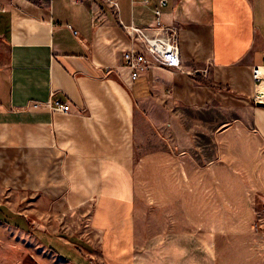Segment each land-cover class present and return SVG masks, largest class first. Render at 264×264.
Instances as JSON below:
<instances>
[{"label":"crops","instance_id":"0c3cea01","mask_svg":"<svg viewBox=\"0 0 264 264\" xmlns=\"http://www.w3.org/2000/svg\"><path fill=\"white\" fill-rule=\"evenodd\" d=\"M160 1L117 0V12L104 0H0V264H99L60 223L92 202L105 255L136 264V154L169 166L191 146L214 155L198 167L176 159L179 180L154 170V264H264V106L252 74L264 65V0H167L182 67L128 81L133 43L120 21L153 24ZM56 100L71 111L45 104ZM180 107L234 115L193 122L211 129L196 143ZM163 126L180 127L181 152L154 142Z\"/></svg>","mask_w":264,"mask_h":264},{"label":"rangeland","instance_id":"374dc122","mask_svg":"<svg viewBox=\"0 0 264 264\" xmlns=\"http://www.w3.org/2000/svg\"><path fill=\"white\" fill-rule=\"evenodd\" d=\"M175 118L180 120V126L182 125L181 121H185V124L188 125L185 129L187 131L193 132L194 139L191 141L198 143V141L208 142L210 140L209 134H203L201 137L197 134V130L199 129L201 131H211L208 127H202L199 128L198 126H191V124L198 120H205V121H211L214 119H228L230 117H233V113L229 110H218L215 108H209L208 110L202 109H191V108H183L180 107L178 109H175ZM190 122V123H189ZM182 128V127H181ZM159 130H154V142L160 141V147L161 149H168L173 150L174 152H181L183 150L182 145L187 144L186 141H183L182 137V131L179 130L180 127H174V128H167L166 126L158 128ZM197 131V132H196ZM147 138L150 140L151 133H147ZM155 147V145H154ZM147 149H150V144H148ZM190 150L193 154H172V158L170 159L169 166L166 164L165 161L162 160L158 166H154V159H149V157H154V154H136V168L141 171H138V188H139V198H140V206L138 207L137 213L139 215V218L141 219L140 223L138 222V229L136 242L133 244L134 248V260L136 264H154V227L156 226L161 227L160 224L154 223V205L156 204L154 201V170L155 167L159 168L161 172H167V169L169 167L170 174L172 177L178 179V175L175 174V171H178V167L176 166L175 171H173V166H175L174 163H176V159L182 161L183 157L190 159V163L193 167H198L199 162L201 163L200 159H204L205 157H213L214 154H198V150L193 149V147H190ZM188 151V150H187ZM175 155V156H174ZM206 158V159H207ZM149 160V161H148ZM153 163H149V162ZM164 162V163H163ZM202 162H204L202 160ZM180 166V165H179ZM176 180V179H175ZM179 180V179H178ZM140 181V182H139ZM181 181V178H180ZM162 194L166 195V192H163ZM2 196V194H0ZM4 197L7 198H16L20 200V202H26L27 200H31L30 197H23V196H13V195H5ZM164 198V197H162ZM8 199V200H9ZM96 209L95 205L90 203V205L84 206L83 208H79V210H74L71 215L63 216V219L60 220V223H62L61 230L66 231L72 234L77 239V244L80 247L84 248H91V251L95 255V259L99 264H119L117 261L110 260L105 255V243H103L99 231L94 228L93 226V214L94 210ZM166 207L162 209V212L165 213ZM67 217L70 219L67 222ZM166 225V223L162 224ZM193 227V226H192ZM136 245V247H135ZM89 246V248H88ZM104 250V251H103ZM227 256V255H226ZM29 260L27 258V261H25V264H38L37 261L32 257L29 256ZM228 259V256H227ZM163 261V260H162ZM117 262V263H116ZM165 262V261H164ZM225 262V261H224ZM224 264V263H223ZM226 264H229V262H226Z\"/></svg>","mask_w":264,"mask_h":264},{"label":"built area","instance_id":"2783aa9c","mask_svg":"<svg viewBox=\"0 0 264 264\" xmlns=\"http://www.w3.org/2000/svg\"><path fill=\"white\" fill-rule=\"evenodd\" d=\"M112 5L118 12L119 4L117 0H104ZM149 0H145L148 2ZM167 0H161L160 6L154 9L156 20L148 26H138L134 23H122L125 31L129 35L133 46L122 52V68L127 73L128 81H135L146 72L156 67L178 68L182 67V57L180 53L179 33L180 28L176 24H167L162 19L161 8L166 5ZM77 35L78 31L74 29ZM264 65H255L252 70L255 87L264 83ZM123 72V71H122ZM120 74V71L118 72ZM122 77V75L120 74ZM125 78V77H123ZM260 93L255 91L253 101H260ZM264 103V102H263ZM42 102H34V106L42 105ZM52 110L69 113L71 104L60 100L45 102ZM264 222V218L260 219ZM259 225V224H258Z\"/></svg>","mask_w":264,"mask_h":264},{"label":"bare ground","instance_id":"6f19581e","mask_svg":"<svg viewBox=\"0 0 264 264\" xmlns=\"http://www.w3.org/2000/svg\"><path fill=\"white\" fill-rule=\"evenodd\" d=\"M263 70H264V67H263ZM255 91H257L258 93H260V95L258 96V98H259L260 101H263L264 102V83L259 84L257 86V88L255 89Z\"/></svg>","mask_w":264,"mask_h":264},{"label":"water","instance_id":"95a60500","mask_svg":"<svg viewBox=\"0 0 264 264\" xmlns=\"http://www.w3.org/2000/svg\"><path fill=\"white\" fill-rule=\"evenodd\" d=\"M258 105L259 106H264V103L263 102H258Z\"/></svg>","mask_w":264,"mask_h":264}]
</instances>
